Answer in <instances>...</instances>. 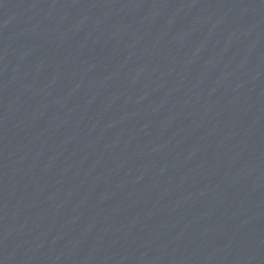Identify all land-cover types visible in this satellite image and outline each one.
<instances>
[{"label":"water","instance_id":"obj_1","mask_svg":"<svg viewBox=\"0 0 264 264\" xmlns=\"http://www.w3.org/2000/svg\"><path fill=\"white\" fill-rule=\"evenodd\" d=\"M0 264H264V0H0Z\"/></svg>","mask_w":264,"mask_h":264}]
</instances>
